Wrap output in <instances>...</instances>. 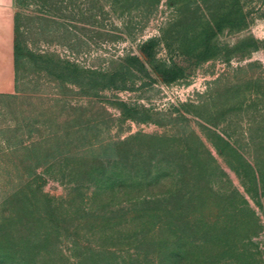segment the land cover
Segmentation results:
<instances>
[{
    "label": "rangeland",
    "instance_id": "obj_1",
    "mask_svg": "<svg viewBox=\"0 0 264 264\" xmlns=\"http://www.w3.org/2000/svg\"><path fill=\"white\" fill-rule=\"evenodd\" d=\"M185 1H15L0 264H171L168 248L176 264H264V0H241L247 26L199 62L177 50L204 11ZM150 37L183 75L103 87Z\"/></svg>",
    "mask_w": 264,
    "mask_h": 264
},
{
    "label": "trees",
    "instance_id": "obj_2",
    "mask_svg": "<svg viewBox=\"0 0 264 264\" xmlns=\"http://www.w3.org/2000/svg\"><path fill=\"white\" fill-rule=\"evenodd\" d=\"M160 0H110V3L118 5L122 10L135 7H150L155 5ZM179 1V0H168ZM185 1V0H181ZM184 5H190L188 0L182 2ZM198 8L204 9L199 15L193 16L195 21L194 29L184 33V37L190 41L184 45L182 38L176 39L178 42L177 50L182 55L189 54V58L193 62H199L210 56L209 50L212 51L214 43L212 37L227 26L233 31L240 30L247 26L248 18H251L250 10L244 9L241 0H191ZM151 9V8H150ZM180 18L187 19L184 9L176 8ZM166 32L164 31V38ZM159 38L150 37L143 41L140 46V54H126L118 66L111 71L102 72V86L113 88H125L126 82L132 77H147L153 80L151 73H155L163 82L169 83L183 75V66L175 61L166 62L156 57V46ZM192 43V44H191ZM260 42L252 37L248 38L243 44L245 48L258 47ZM264 43V41H262ZM15 50V47H14ZM210 51V52H211ZM246 51V50H245ZM125 113V109H123ZM128 114V113H126ZM166 256L168 260H174L171 264H176L177 260H181L180 254L176 248H168Z\"/></svg>",
    "mask_w": 264,
    "mask_h": 264
},
{
    "label": "crops",
    "instance_id": "obj_3",
    "mask_svg": "<svg viewBox=\"0 0 264 264\" xmlns=\"http://www.w3.org/2000/svg\"><path fill=\"white\" fill-rule=\"evenodd\" d=\"M15 1L0 0V93L14 89Z\"/></svg>",
    "mask_w": 264,
    "mask_h": 264
}]
</instances>
